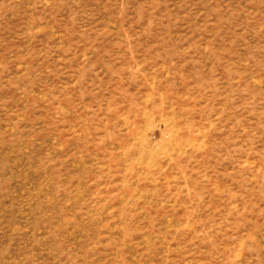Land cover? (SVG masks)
I'll return each instance as SVG.
<instances>
[{"label":"rangeland","instance_id":"374dc122","mask_svg":"<svg viewBox=\"0 0 264 264\" xmlns=\"http://www.w3.org/2000/svg\"><path fill=\"white\" fill-rule=\"evenodd\" d=\"M0 264H264V0H0Z\"/></svg>","mask_w":264,"mask_h":264}]
</instances>
